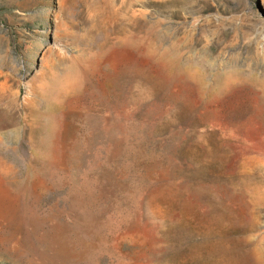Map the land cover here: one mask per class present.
<instances>
[{
  "label": "rangeland",
  "instance_id": "obj_1",
  "mask_svg": "<svg viewBox=\"0 0 264 264\" xmlns=\"http://www.w3.org/2000/svg\"><path fill=\"white\" fill-rule=\"evenodd\" d=\"M252 76L264 0H0V264H264Z\"/></svg>",
  "mask_w": 264,
  "mask_h": 264
},
{
  "label": "bare ground",
  "instance_id": "obj_2",
  "mask_svg": "<svg viewBox=\"0 0 264 264\" xmlns=\"http://www.w3.org/2000/svg\"><path fill=\"white\" fill-rule=\"evenodd\" d=\"M242 78L243 77H238V80H241ZM226 79H228V83L227 84H231L232 82L235 81L233 76H230V75L227 76ZM251 81L257 86L264 87V79L261 80L260 78H258L256 76H254V77L252 76Z\"/></svg>",
  "mask_w": 264,
  "mask_h": 264
}]
</instances>
